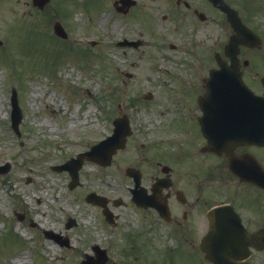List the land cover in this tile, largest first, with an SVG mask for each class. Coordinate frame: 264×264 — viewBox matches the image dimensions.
<instances>
[{
    "label": "rangeland",
    "instance_id": "374dc122",
    "mask_svg": "<svg viewBox=\"0 0 264 264\" xmlns=\"http://www.w3.org/2000/svg\"><path fill=\"white\" fill-rule=\"evenodd\" d=\"M74 1L82 4V0H53V10L50 4L39 11L31 0H0V38L5 42L0 44V165H10L7 172L0 173V264H78L86 254L95 255L94 245L108 251L105 264H203L185 246L182 255L171 256L172 263L168 262L166 249L172 241L166 236L154 239L152 250L143 246L151 241L147 232L141 233L143 244L137 238L128 240L129 232L139 229V219L130 207H119L121 220L110 224L101 208L85 197L96 191L129 200L127 167L151 166L139 141H163V126L187 121L192 112L187 91L200 88L196 59L201 56L207 61L208 54L222 46L215 41L218 36L227 40V26L223 21L221 26L195 28L190 34L189 17L180 27L159 24L162 9L167 8L162 7L157 16L143 7L144 16L149 12L159 19L157 25L143 27L109 12L111 7L96 12L97 0L83 4L96 11L74 6ZM228 1L264 34V0H252L251 7L244 0ZM54 11L58 17L52 15L51 20L47 16ZM56 18L67 28L73 20L74 32L68 39L58 37L59 41L53 35ZM124 36L140 37L143 44L138 48L104 44ZM93 38L103 42L92 46L87 40ZM170 42L178 47H171ZM57 54L62 57L55 61ZM250 54L244 50L245 57ZM12 87L18 90L24 112L21 136L10 127ZM150 91L154 100L145 96ZM113 92L118 99L112 97ZM117 106L118 113L130 116L137 131L125 148L114 153L110 164L84 163L82 185L70 188L69 173L52 166L83 150L92 139L109 134ZM197 163L193 160L190 166ZM17 212L23 219L19 220ZM69 217L76 224L68 228ZM47 232L68 238L69 245H62ZM154 237L151 235L152 240Z\"/></svg>",
    "mask_w": 264,
    "mask_h": 264
},
{
    "label": "flooded vegetation",
    "instance_id": "af4514ba",
    "mask_svg": "<svg viewBox=\"0 0 264 264\" xmlns=\"http://www.w3.org/2000/svg\"><path fill=\"white\" fill-rule=\"evenodd\" d=\"M163 1L171 7L172 18L178 22L187 16L196 22H211V17L201 14L199 0ZM131 3L132 0L122 3V13L128 15L131 12ZM259 87L252 89L264 94V88L260 84ZM204 92L205 88L202 94ZM227 118L218 120L221 129L232 128L237 121L236 117ZM191 120L192 140L175 143L166 157V171L162 170L164 166L159 161L161 169L156 168L146 183L147 194L155 193V202L159 205L139 207L132 203V207L142 214L151 231L170 234L178 245L193 250L192 247L209 229V212L218 205H226L242 222V235L247 242L241 244L236 260L264 264V145L244 141L230 144L233 134L220 132L217 137L224 140L225 148L218 146L217 150L214 147L208 150V138L202 131L200 119ZM228 122L232 125L224 124ZM193 160L198 163L190 166ZM156 186L162 189L154 192ZM165 200L168 215L161 204ZM142 223L146 228L145 222Z\"/></svg>",
    "mask_w": 264,
    "mask_h": 264
},
{
    "label": "water",
    "instance_id": "95a60500",
    "mask_svg": "<svg viewBox=\"0 0 264 264\" xmlns=\"http://www.w3.org/2000/svg\"><path fill=\"white\" fill-rule=\"evenodd\" d=\"M35 1H36V4H39L42 6L45 3V1H47V0H35ZM230 14H231L232 19L236 22V27H237V31H238L239 36L242 35L244 38V41L249 40L250 35L246 32L244 26L237 21L238 18L236 17L235 13L231 11ZM239 36L234 37L235 39L233 40V42L231 43V45L227 49L228 54H230L232 57L233 63L236 61V55L238 53L237 45L240 42ZM223 65H224V67L227 68V70H225L224 72L222 70L218 71L214 75V78L212 80L210 87L212 86V88H246L240 80L241 75H240V72L237 69L236 65H231V66H228L226 64H223ZM77 180L78 179L75 178V180L72 182L71 186H74L77 183ZM93 195H94V193L89 194L88 199L89 200H93V199L95 200V197ZM96 250L99 251V248L96 247ZM205 251H206V254L208 257L216 260L217 249H215V251H210L209 249L206 248ZM106 258L107 257L104 254L102 256V258L100 259L99 264H104Z\"/></svg>",
    "mask_w": 264,
    "mask_h": 264
},
{
    "label": "bare ground",
    "instance_id": "6f19581e",
    "mask_svg": "<svg viewBox=\"0 0 264 264\" xmlns=\"http://www.w3.org/2000/svg\"><path fill=\"white\" fill-rule=\"evenodd\" d=\"M82 88H86V87L85 86H82ZM52 98H53V96H51V99ZM263 117H264V113H262L261 115H256L255 117L250 118V121L251 122H256V121H259ZM247 129H250V130H252V132L256 133V129H251L250 126ZM225 240H226V238L224 236H222V235H215L213 237V240L212 241H213L214 246H216L219 249V251H221Z\"/></svg>",
    "mask_w": 264,
    "mask_h": 264
}]
</instances>
